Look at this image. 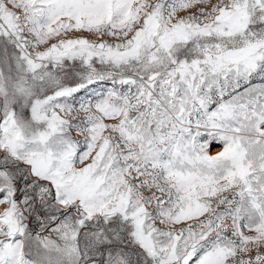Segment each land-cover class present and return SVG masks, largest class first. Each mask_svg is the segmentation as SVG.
I'll use <instances>...</instances> for the list:
<instances>
[{
    "label": "snow or ice",
    "instance_id": "6c2138e0",
    "mask_svg": "<svg viewBox=\"0 0 264 264\" xmlns=\"http://www.w3.org/2000/svg\"><path fill=\"white\" fill-rule=\"evenodd\" d=\"M0 264H264V0H0Z\"/></svg>",
    "mask_w": 264,
    "mask_h": 264
}]
</instances>
